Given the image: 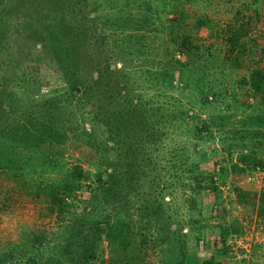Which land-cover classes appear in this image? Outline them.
Segmentation results:
<instances>
[{"label": "rangeland", "instance_id": "rangeland-1", "mask_svg": "<svg viewBox=\"0 0 264 264\" xmlns=\"http://www.w3.org/2000/svg\"><path fill=\"white\" fill-rule=\"evenodd\" d=\"M140 2L143 0H0V77L9 79L5 87H10L20 104L8 114L0 110L2 122L23 118L21 108L29 107L27 95L21 94L25 88L37 100L42 94L53 96L68 89L59 66L45 50H39L37 38L27 33L30 26H36L44 28L46 36L49 29L55 30L56 20H68L71 8L76 9L72 18L83 20L86 6L103 14L102 19L126 11L133 18L148 19L146 30L139 32L149 44L148 53L142 55L145 60L126 52L118 56L124 45L117 44L106 56L109 67L128 65L130 57L131 70L142 64L148 68L150 86L141 83L145 85L139 92L143 97H154L156 86L163 82L155 71L166 66V60L170 62L173 52L179 65L187 68L184 76L196 78L191 69L202 68L200 81L208 82L218 96L214 102L207 91L210 102L203 105L198 90L180 89L184 84L174 74L172 84L178 87L164 88L166 95L172 94L188 115L174 120L170 128L165 123L157 143H151L136 120L122 124L116 135L123 143L112 154L117 169L115 189L106 192L93 177L97 141L105 135L97 129L95 142L74 137V118L59 111L56 126L66 136L54 163L24 162L26 151L18 150L19 166L0 165V253L19 256V262L26 264L32 263L29 256L44 259L62 252L60 259L78 260L82 239L87 238L84 234L91 240L89 224L101 222L111 210V221L116 217L126 220L129 213L127 223L133 237L130 232L127 236L119 233L112 245L100 233L89 264H264V137L256 136L259 131L251 123L238 121L264 111L262 96L252 93L249 85L253 68H260L264 75V0H146L138 6ZM108 28L107 46L117 42L120 31L117 28L116 34V26ZM238 31L242 35L232 46L230 35ZM23 75L34 79L26 86L19 79ZM131 75L136 80L134 71ZM2 100L6 97H0V106L5 105ZM219 110L225 116L220 123L210 124V133L192 131L195 118ZM76 121L79 127L88 125L86 119ZM241 153L261 158L263 163L239 171L233 162H238ZM208 176L216 180L218 194L203 185ZM65 178L78 183L61 205L69 210L58 208L49 193L57 192V184ZM108 197L113 205L105 204ZM146 199L152 206L159 204L155 216L142 211ZM120 225L126 229L125 222Z\"/></svg>", "mask_w": 264, "mask_h": 264}, {"label": "trees", "instance_id": "trees-1", "mask_svg": "<svg viewBox=\"0 0 264 264\" xmlns=\"http://www.w3.org/2000/svg\"><path fill=\"white\" fill-rule=\"evenodd\" d=\"M145 3L146 0H143L138 6L141 4L145 5ZM85 9L83 20H80L79 18H72L76 14V9L72 10L71 8L70 12L73 14L67 20L69 24L64 25L67 21L59 18L55 21L57 23L55 30L49 29L46 36L43 32L44 28L32 27L30 24L27 25V27L30 26L27 36L34 39L37 38L40 42L39 50H45L43 53L49 55L50 60H53L54 62H52L59 66L62 75L68 83V89L61 90L53 96H44L42 94V98L38 100L34 98L35 93H29L28 88H25L24 92H21V94L25 93L27 95L29 102V107L21 108V111L24 112L22 114L23 118L13 122L4 119L2 122V117H0V165L12 166L13 164L19 166L16 161L19 157V155H16L18 150L26 151L24 162L27 159H31L33 160L32 163L40 166L54 163L55 159H57L56 155L62 150L61 146L64 145L66 136L61 127L57 128L56 122L58 121L57 119L60 120L59 111H66L65 113H68L75 120L73 124L75 126L73 128L76 130L74 137L80 138L83 141H90L92 139L95 142L94 135L96 136L95 132L97 129L100 135H105L103 140L99 138L97 141V152L99 151V154L98 160L94 163L93 177L99 182V188L106 192L107 190L115 189L113 180L117 169L112 154L120 146V142H122L116 135L118 128L122 124H131L136 120L137 127L147 134V137L151 139V143H157L161 132L165 130V123L167 124L166 127L170 128L174 120L180 119L183 114L188 115V112L184 108L178 106L180 103L174 101L176 99H174L172 94L166 95L167 91L164 88L171 89L175 86L178 87L177 84H172L174 74H176L179 82L184 84L180 89L194 88L198 90V96L203 105L207 101L210 102L206 98L207 91H211L212 101L214 102L218 96L215 91L211 90V86L207 85L208 82L202 84L200 81L203 77L202 68L195 67L191 69V71L197 74L196 78L188 74L184 76L185 69L187 68L183 67L182 63L181 66L179 65L180 59L173 52L169 60L175 65L170 64L166 60L168 64L155 71V73L158 72L160 78L162 77L163 82H160L156 86L154 97H143V94L139 92L145 88V85H142L143 82L149 84L148 68L142 64L139 68L131 70V67H128L131 65L130 57L127 61L128 65L121 63V66L109 67L110 64L107 62L106 56L109 50L112 49V45L117 44L119 46L124 45L121 46L122 48L119 47L118 56L119 54L124 55L126 52V54L135 55L136 59L138 57L143 58L142 55H146L149 51V44L139 32L146 30L145 22L148 23V19L145 16L133 18L130 11H126L123 15H118L117 13L110 19H102L101 16L103 14L95 13L92 10L94 9L92 6L90 9L86 6ZM111 26H116V34L118 33L117 28L120 31L117 42L112 44L110 40L111 45L107 46L106 37L109 36L108 27ZM240 35H242L241 31L230 35L231 38L229 40L233 42L232 46L238 43L237 40ZM183 39H185L184 36ZM185 41L187 42L186 39ZM112 53L109 54L114 55L115 50ZM143 59L145 60V57ZM191 63L195 64L194 60ZM133 71L136 73V80L132 78L131 74ZM152 75L156 76L154 73ZM249 77L252 93H259L264 103V75L261 69L253 68L250 71ZM19 79L21 82H25L27 86L29 81L34 78L29 79L27 75H23ZM131 81H134L132 82L134 87L131 85ZM242 81L246 82L244 76L242 77ZM7 82H9V79L0 77V97H6L5 101H1L5 105L0 106V110L4 114L13 112L17 107L19 109L20 106L17 101L19 100L17 95L10 87H5ZM104 100H106L107 104H105ZM39 103H42L40 109L38 107ZM224 116L225 114L221 110L213 113L209 112L204 118H195L191 129L194 133L200 131L210 133V124L213 122L220 123L218 120ZM79 118L88 120L86 128L79 127V123L76 121ZM139 121H141L143 126H141ZM238 121L251 123L255 131H259V134L256 136L261 137L260 139L264 137V130L260 131L261 128H264V111L248 115ZM35 123L37 126H34ZM77 128H80L81 131L79 132ZM33 152L35 154L32 156ZM262 163L263 160L261 158H255L249 153H241L238 155V162H233V166L239 171H245L256 164ZM210 176L204 181L203 185L211 186L212 191L218 194L219 190L216 180H212ZM67 180L69 179L65 178L61 183L55 182V184L58 183L56 187L58 188L57 192L53 193L49 190L51 196L57 201L58 208L65 210L69 209L62 207L66 203L64 197L71 196V193L78 186L75 180L72 183L67 182ZM58 181L60 182V179ZM211 181L214 182L212 183ZM146 202H148V199L142 204V211L150 217L155 216L159 212V204L152 206ZM105 204L113 205V199L106 198ZM152 207H154V210L151 212ZM106 215L108 217L101 220V222L89 224L88 227L91 228L90 233L92 234L91 240L89 242L88 236L84 234V237L87 238L82 239L84 241L81 244L83 248L82 256L76 257L78 260L72 259V257L66 260L60 259L63 254L62 252L59 255L51 253L43 257L44 259L29 256L28 261L32 262L31 264H78V262L89 264L88 260L93 253L94 241L99 237L100 233H103L112 245L115 244L114 239L119 233L127 236L128 232H130V238L133 237V232L127 223V219H130L129 213L126 220L116 217L114 221H111V210L107 211ZM120 222H125L126 229L121 227ZM144 225L145 227H149L148 222H145ZM18 257H14L13 254L6 252L0 253V264H26V262L20 263ZM204 264H213V262L206 261Z\"/></svg>", "mask_w": 264, "mask_h": 264}]
</instances>
